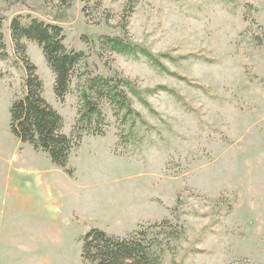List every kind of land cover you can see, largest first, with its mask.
I'll return each instance as SVG.
<instances>
[{
	"label": "rangeland",
	"instance_id": "obj_1",
	"mask_svg": "<svg viewBox=\"0 0 264 264\" xmlns=\"http://www.w3.org/2000/svg\"><path fill=\"white\" fill-rule=\"evenodd\" d=\"M18 14L61 25L93 72L107 74V64L154 90L146 104L133 99L146 123L136 140L105 106L107 133L80 141L71 175L14 137L24 56L69 137L79 107L76 93L55 96L37 44L23 41L25 55L16 54ZM0 16L11 55L0 52V264H86L91 229L126 237L165 220L178 236L185 229L165 264H264V0H0ZM105 35L168 55L165 69L103 50Z\"/></svg>",
	"mask_w": 264,
	"mask_h": 264
},
{
	"label": "trees",
	"instance_id": "obj_2",
	"mask_svg": "<svg viewBox=\"0 0 264 264\" xmlns=\"http://www.w3.org/2000/svg\"><path fill=\"white\" fill-rule=\"evenodd\" d=\"M59 2L63 8H71L74 0ZM4 21L5 18L0 16V52L4 58L10 59L11 55L6 52L9 44ZM9 32L16 54L25 55L23 41L35 43L42 50L54 75V92L59 100L73 93L77 94L79 100L73 137H69L63 133V117L44 98V82L37 73V67L22 56L26 79L23 92L11 107L10 128L14 137L47 153L58 169L67 170L73 150L80 146L85 136L106 135L109 122L104 107L109 106L115 117L123 125L129 126L127 136L137 139L138 130L146 123L134 108L133 99L146 104L145 92L152 94L154 90H141L135 81L108 68L107 64V74L93 72L88 67L87 54L69 49L64 28L54 21L31 14H18L12 19ZM100 44L103 50L112 54L135 59L144 57L156 68L165 69L162 59L168 58V55H155L125 36L105 35ZM98 57L102 58V54ZM67 172L73 175L71 170ZM174 230L171 220L140 225L126 237L91 229L83 239L82 258L86 264H165L167 253L174 249L173 243L185 234L184 227L181 228V236Z\"/></svg>",
	"mask_w": 264,
	"mask_h": 264
}]
</instances>
